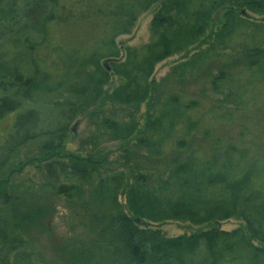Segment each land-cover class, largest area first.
Masks as SVG:
<instances>
[{"label": "trees", "instance_id": "obj_1", "mask_svg": "<svg viewBox=\"0 0 264 264\" xmlns=\"http://www.w3.org/2000/svg\"><path fill=\"white\" fill-rule=\"evenodd\" d=\"M156 4L150 41L122 56L115 40ZM247 14L264 17V0H0V264H47L28 237L36 214L49 209L41 189L34 191L39 204L23 207L22 190L6 178L26 151L39 149L40 161L56 156L112 79L115 110L156 95L140 129L127 115L102 122L111 139L135 142L122 152L134 176L78 159L55 189L81 208L98 262L264 264V20ZM215 22L209 46L153 88L156 66L198 44ZM233 218L246 232L165 238L147 227Z\"/></svg>", "mask_w": 264, "mask_h": 264}, {"label": "rangeland", "instance_id": "obj_2", "mask_svg": "<svg viewBox=\"0 0 264 264\" xmlns=\"http://www.w3.org/2000/svg\"><path fill=\"white\" fill-rule=\"evenodd\" d=\"M159 5H153L150 9L142 13L133 25L128 35L120 36L115 40L116 46L120 49L121 55H124V48L139 47L147 44L151 39V20L156 13ZM252 21H262L264 17L249 15ZM220 28V23H213L205 38L198 44L187 48L181 53L165 60L156 66L152 76L153 88L164 87L165 78L172 71V68L178 63L187 60L198 51L209 46L212 36ZM229 55L228 52L221 54ZM117 85V80L111 82L103 88L97 101L88 107H85L77 120L73 123L71 131L67 136L57 144L56 156L46 161H40L39 149H35L26 155H21V165L10 174L6 180L20 187L21 194L25 197L26 203L23 207H29V201L39 204L35 192L41 189L39 195L42 201L49 206V209L41 217L38 226L29 230L28 237L35 246L38 259L43 263L51 264H101L93 249L96 242V235L93 230L85 228L81 224V208L61 196L55 195V189L58 185L65 183L68 178L64 176L69 173L73 165H77V160L91 159L94 166L99 171L106 170L122 171L128 175L130 180L134 174L130 167L125 165L122 159V152L125 148L135 144L133 139L128 141H117L111 139L108 133L103 129L102 122L111 116L127 115L130 121L134 122L140 129L146 117L151 114L155 108L156 95L149 98L148 102L128 111H118L117 108L110 105L108 101L109 92ZM195 87L187 86L188 91ZM43 155V154H42ZM61 158H60V157ZM91 157V158H90ZM89 167H91L89 165ZM43 185L48 188L42 189ZM32 189V190H30ZM17 197L18 195L15 194ZM119 210H125L123 195L118 197ZM22 207V208H23ZM153 231L165 238L178 236H189L191 234L204 232L212 228H219L223 231H232L241 228L246 232L244 224L238 219L233 218L219 223H210L202 226H193L182 221H163L160 223H151L147 226ZM92 252V254H89ZM92 257H91V256ZM39 260L41 263L42 261ZM103 264H108L104 261Z\"/></svg>", "mask_w": 264, "mask_h": 264}, {"label": "water", "instance_id": "obj_3", "mask_svg": "<svg viewBox=\"0 0 264 264\" xmlns=\"http://www.w3.org/2000/svg\"><path fill=\"white\" fill-rule=\"evenodd\" d=\"M108 70V69H107Z\"/></svg>", "mask_w": 264, "mask_h": 264}]
</instances>
